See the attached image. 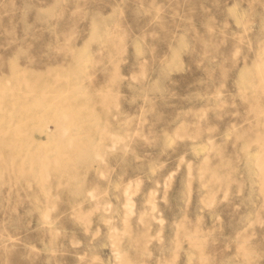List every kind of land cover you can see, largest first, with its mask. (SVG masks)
Wrapping results in <instances>:
<instances>
[{"label": "rangeland", "instance_id": "rangeland-1", "mask_svg": "<svg viewBox=\"0 0 264 264\" xmlns=\"http://www.w3.org/2000/svg\"><path fill=\"white\" fill-rule=\"evenodd\" d=\"M0 264H264V0H0Z\"/></svg>", "mask_w": 264, "mask_h": 264}]
</instances>
